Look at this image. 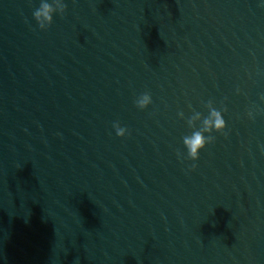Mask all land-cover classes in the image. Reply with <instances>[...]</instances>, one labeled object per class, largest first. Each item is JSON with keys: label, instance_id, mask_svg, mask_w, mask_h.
Instances as JSON below:
<instances>
[{"label": "water", "instance_id": "water-1", "mask_svg": "<svg viewBox=\"0 0 264 264\" xmlns=\"http://www.w3.org/2000/svg\"><path fill=\"white\" fill-rule=\"evenodd\" d=\"M0 264H264V0H0Z\"/></svg>", "mask_w": 264, "mask_h": 264}, {"label": "clouds", "instance_id": "clouds-1", "mask_svg": "<svg viewBox=\"0 0 264 264\" xmlns=\"http://www.w3.org/2000/svg\"><path fill=\"white\" fill-rule=\"evenodd\" d=\"M66 10L67 4L65 3L61 7V12L64 13ZM54 11L55 8L52 6V4L43 2L42 6L39 9L35 10L33 15L38 22L40 21L41 17H43L48 20L49 23H51L53 20L52 13ZM40 27L43 28L44 25L40 24ZM150 99V95L145 93L143 99L139 101V106L141 108H144L149 103ZM249 115H251V113ZM203 123L205 126L203 131H196L191 137H184V144L188 149V156L192 160L199 159L201 149L205 148L207 144L212 143L214 140L213 137H205V135L203 134L204 132L211 131L213 127H215L218 132H223V130L227 127L226 120L224 119L222 114L215 109L211 111L208 118L204 119ZM114 126H116L117 134L121 137L125 136L126 132H128V129L125 127H119L118 125ZM192 167L195 168L196 165H192Z\"/></svg>", "mask_w": 264, "mask_h": 264}]
</instances>
